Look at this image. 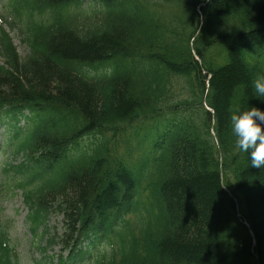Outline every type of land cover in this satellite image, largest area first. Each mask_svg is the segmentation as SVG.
I'll return each mask as SVG.
<instances>
[{
  "label": "trees",
  "instance_id": "trees-1",
  "mask_svg": "<svg viewBox=\"0 0 264 264\" xmlns=\"http://www.w3.org/2000/svg\"><path fill=\"white\" fill-rule=\"evenodd\" d=\"M91 1L96 24L72 11L79 0H7L24 57L0 31V123L36 154L18 173L58 176L69 160L61 242L88 264H264V168L230 125L238 109L264 110V0H181L180 18L177 0Z\"/></svg>",
  "mask_w": 264,
  "mask_h": 264
},
{
  "label": "rangeland",
  "instance_id": "rangeland-1",
  "mask_svg": "<svg viewBox=\"0 0 264 264\" xmlns=\"http://www.w3.org/2000/svg\"><path fill=\"white\" fill-rule=\"evenodd\" d=\"M177 1L178 2L174 6L176 8L177 7L179 8L176 15L180 18L183 13V11L181 10L182 1L181 0H177ZM175 2L176 1H174V3ZM4 3H5V0H0V18L7 16L5 11L3 10ZM173 9L174 8L164 10V13L162 15L163 23H166L168 18L171 17V11ZM3 27L7 31H10L11 37L13 38V41H14V45L19 55L23 57L27 53V50H26L24 43H22L21 41L22 36L20 35L19 30L17 28L12 30L7 24H5ZM6 132H7L6 127L4 125H0V147H1L2 152L4 151L3 154L2 152H0V166L2 165V163H4L5 159H7L9 156V151H7L6 155H4L5 151L7 150L5 147L6 140L9 139L7 138ZM122 140H123L122 137H118L119 149L122 148L121 147ZM21 202H22L21 196L17 192L15 195L10 197L9 199L2 200L0 204L4 212V219L5 220L8 219L12 225V229L10 231V238L12 239V243L13 245L17 246L22 264H26L28 260L29 250L26 249L24 246V242H25L26 234H27V232L25 231L24 219H25V215L27 211L25 212L24 208L22 207ZM61 220H62V217L57 214L51 215L50 218L48 219L49 227H51V229L54 228V233L57 234V236H60L62 232L61 230L62 221ZM42 245H44L43 242H42ZM50 253L58 255L60 253L59 247L54 246L53 248H51Z\"/></svg>",
  "mask_w": 264,
  "mask_h": 264
},
{
  "label": "clouds",
  "instance_id": "clouds-1",
  "mask_svg": "<svg viewBox=\"0 0 264 264\" xmlns=\"http://www.w3.org/2000/svg\"><path fill=\"white\" fill-rule=\"evenodd\" d=\"M257 97H264V75H258L253 81ZM232 135L241 152L249 156L250 166L264 168V110L247 107L237 110L230 116Z\"/></svg>",
  "mask_w": 264,
  "mask_h": 264
}]
</instances>
